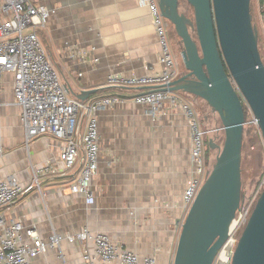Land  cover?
<instances>
[{"label":"crops","instance_id":"1","mask_svg":"<svg viewBox=\"0 0 264 264\" xmlns=\"http://www.w3.org/2000/svg\"><path fill=\"white\" fill-rule=\"evenodd\" d=\"M31 3L51 10L39 36L70 96L83 102L115 95L132 97L140 90L110 87L108 78L162 71L158 36L140 0ZM257 5L260 8L259 1ZM9 17L0 11V21ZM183 72L178 69V77ZM14 81V74L7 73L0 84V180L15 178L28 186L34 167L49 166L56 172L41 175L43 195L39 191L26 194L0 210V215L8 222L36 227L43 240L54 231L73 234L87 227L108 234L128 252L173 264L187 213L183 195L194 177L190 126L182 107L166 101L153 117L147 106L127 102L97 113L99 170L89 185L93 202L88 203L86 195L70 190L78 168L68 170L59 160L62 142L45 135L26 146ZM176 95L199 106L206 130L221 128L219 116L206 101L184 92ZM216 136H207L208 146ZM209 161H214L212 155ZM86 250L92 251V244L65 241L32 264H84Z\"/></svg>","mask_w":264,"mask_h":264},{"label":"built area","instance_id":"2","mask_svg":"<svg viewBox=\"0 0 264 264\" xmlns=\"http://www.w3.org/2000/svg\"><path fill=\"white\" fill-rule=\"evenodd\" d=\"M258 1L260 26L264 30V0ZM140 4L149 10L152 17L160 46L162 71L145 76L113 75L108 78V86L140 90L136 95L106 96L91 102L70 96L39 36L38 30L46 27L51 10L45 6H35L31 0H1L0 11L10 17L0 21V84L5 74H14L15 105L21 110L26 146L29 147L35 138L45 135L62 142L59 160L68 170L78 168L77 178L70 190L74 194L86 195L88 203L93 202L89 185L99 170L97 113L133 102L147 106L149 114L154 117L163 109L166 101L181 106L190 126L191 161L194 167V177L183 195L184 207L188 212L213 167V162L207 157V136L211 133L221 134L222 128L206 130L192 106L169 91L170 85L178 77V64L169 40L171 23L163 16L159 0H140ZM251 124L257 125L254 117ZM47 172L56 171L49 166L34 167L28 186H23L15 178L0 180V210L31 192L39 191L43 195L41 175ZM263 190L264 182L254 195L244 200L228 240L219 251V262L231 263L242 231ZM0 230V264H32L35 258L50 249L60 248L65 241L92 244L93 250L84 253V264H159L155 258H143L128 252L108 234L94 232L87 227L73 234L54 231L47 240H43L36 227H26L16 221L8 222L6 217L0 215Z\"/></svg>","mask_w":264,"mask_h":264},{"label":"water","instance_id":"3","mask_svg":"<svg viewBox=\"0 0 264 264\" xmlns=\"http://www.w3.org/2000/svg\"><path fill=\"white\" fill-rule=\"evenodd\" d=\"M194 21L180 11V0H159L163 16L183 44L184 72L169 91L208 103L222 124V146L211 172L186 213L173 264H264V190L242 231L231 263L218 261L236 215L243 206L242 155L246 116L251 110L264 141V62L252 0H186ZM92 93V92H88Z\"/></svg>","mask_w":264,"mask_h":264},{"label":"rangeland","instance_id":"4","mask_svg":"<svg viewBox=\"0 0 264 264\" xmlns=\"http://www.w3.org/2000/svg\"><path fill=\"white\" fill-rule=\"evenodd\" d=\"M257 1L258 0H252L251 13L253 15V22L259 31V49L262 60L264 62V33L263 29L260 26L259 7L257 5ZM180 11L191 21H194V9L188 4L186 0H180ZM168 31L171 50L173 55L176 57L178 69L185 70L181 56V52L183 51V44L181 43V40L177 36L172 25H170ZM187 103L192 106L195 112L199 115L201 122L203 123L199 106L194 105L189 101ZM245 110L248 118L246 119L247 122L244 128V146L242 155V191L245 200H247L257 192L260 185L264 182V141L258 125L251 124L253 114L246 103ZM218 126L222 128L221 121L218 122ZM219 137L220 139L218 138L214 141L222 146L224 137L223 131L221 134H219ZM211 155L212 159H214L215 161V158L218 155V150H214Z\"/></svg>","mask_w":264,"mask_h":264},{"label":"trees","instance_id":"5","mask_svg":"<svg viewBox=\"0 0 264 264\" xmlns=\"http://www.w3.org/2000/svg\"><path fill=\"white\" fill-rule=\"evenodd\" d=\"M254 23V22H253ZM243 105H244V109H245V102L243 101ZM245 116H246V119L248 118L247 117V114H246V110H245ZM247 122V121H246ZM220 139V137H216L215 138V140L216 139ZM213 153V150L212 149H210V147L207 145V157H208V159H210L211 158V154Z\"/></svg>","mask_w":264,"mask_h":264},{"label":"bare ground","instance_id":"6","mask_svg":"<svg viewBox=\"0 0 264 264\" xmlns=\"http://www.w3.org/2000/svg\"><path fill=\"white\" fill-rule=\"evenodd\" d=\"M234 227V225L232 226V228Z\"/></svg>","mask_w":264,"mask_h":264}]
</instances>
